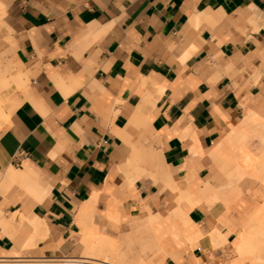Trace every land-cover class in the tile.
<instances>
[{"label": "crops", "instance_id": "obj_1", "mask_svg": "<svg viewBox=\"0 0 264 264\" xmlns=\"http://www.w3.org/2000/svg\"><path fill=\"white\" fill-rule=\"evenodd\" d=\"M0 1L16 84L9 117L0 97L1 264L80 254L89 219L153 235L162 264H255L236 241L259 178L228 206L180 193L227 182L210 156L222 129L264 117V0ZM12 169L42 187L4 184Z\"/></svg>", "mask_w": 264, "mask_h": 264}, {"label": "bare ground", "instance_id": "obj_2", "mask_svg": "<svg viewBox=\"0 0 264 264\" xmlns=\"http://www.w3.org/2000/svg\"><path fill=\"white\" fill-rule=\"evenodd\" d=\"M2 6L3 3L0 1V9L2 8ZM2 113L3 112L0 99V123L3 118ZM227 122H229L228 119ZM254 135H257V142L260 143L262 148V152L260 153L259 157L256 156V152L254 153V146H252V144L250 143V140L252 136L254 137ZM221 138V142L216 145L213 151L210 152V156L222 167L228 181L223 183V185L219 188L214 187L210 183H205L195 191H182L180 193L181 197L178 196V198L180 197V200L187 199L192 206L203 204L210 208L220 201L228 206L240 194L241 188L239 186V182L244 177L252 176L264 180L263 174H261L262 176L257 174V171L258 173L264 171V117L261 115V113L249 108L246 111L245 117L239 123H230L226 128L222 129ZM200 153L202 154L201 149ZM135 162L136 161H134V163ZM2 182L8 185L18 182H24L30 188L42 187L37 181L33 180L29 174L15 169H12V171L3 178ZM1 187H3L2 184ZM174 188L178 189L177 187ZM175 199L177 198L175 197ZM87 212L86 215H82L83 219L85 218V216L88 217L89 214H91L89 216L93 215L92 213ZM177 213H179V216L182 217L184 222H186V212L183 209L179 208ZM263 213L264 207L262 208L256 204V206L252 210L251 215L248 216V218L243 222L242 232L239 234L236 241V251L240 255L252 257L255 264H264ZM112 215L113 214H110L111 219H116V217ZM87 219L88 218H86V221ZM154 219V216L150 217L148 226ZM89 221L86 222V233L77 241L78 249L75 251V253L80 254H73L59 258H24L23 260L21 259L19 261H21L22 264H37L41 261L47 263H50L52 261H59L62 264H162V259L157 263L154 257L150 258L147 257V255L145 256V253L154 251L157 247L156 239L153 235L145 237L143 236L140 229H134L126 234L122 239H113L102 235L99 232L97 226H95V228H93V225H90V227L92 228L88 227ZM223 239V237L218 238L219 241ZM218 240L217 242H219ZM135 243H140L139 245H141V253H136L137 255H133L131 253V250L133 249V245ZM219 243L222 244L223 241ZM81 252H83V254ZM163 259L165 260V258ZM4 261L8 262L7 260ZM2 262L0 260V264Z\"/></svg>", "mask_w": 264, "mask_h": 264}, {"label": "rangeland", "instance_id": "obj_3", "mask_svg": "<svg viewBox=\"0 0 264 264\" xmlns=\"http://www.w3.org/2000/svg\"><path fill=\"white\" fill-rule=\"evenodd\" d=\"M0 13H1V17H0V97L2 98V103H3L4 109H5L6 113L8 114V117H9V114L14 107V103H12L8 99L7 91L11 88L12 85L15 84L11 80L15 65L11 61L12 27H11V15H10L9 7L6 4L5 5L3 4L2 8L0 9ZM253 134H255V133H253ZM256 137H257V135L256 136L254 135V137L252 136L250 143L252 144V146H254V147L256 146L255 148L253 147L254 153L256 152V156L259 157L260 153L262 152V148H261L260 143L257 142L258 138L256 139ZM144 141H148V139L146 137H144ZM257 174L260 176H262L261 174H263V176H264V171H261V173H258V171H257ZM247 177H250V176H247ZM248 184L250 186H252L253 189L250 191L245 189L243 192H246L247 195L250 196L252 203L257 202V205L263 208L264 207V180L260 179V180L254 181V182L251 181V182H248ZM248 214H250V212H248ZM248 214H247V216H249ZM263 215H264V213H263ZM139 244L140 243H137V244L135 243L133 245V249H132L133 251L131 250V253L133 255H137L141 251L140 250L141 245H139ZM83 252H81V253L83 254ZM150 252H152L153 256L156 255L154 253V251H150ZM145 256H146V253H145ZM150 258H153V257H150ZM37 264H62V263L59 261H52L50 263L41 261V262H38Z\"/></svg>", "mask_w": 264, "mask_h": 264}]
</instances>
